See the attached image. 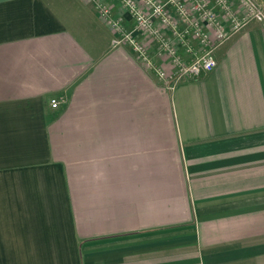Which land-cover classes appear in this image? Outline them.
Masks as SVG:
<instances>
[{
	"label": "crops",
	"instance_id": "0c3cea01",
	"mask_svg": "<svg viewBox=\"0 0 264 264\" xmlns=\"http://www.w3.org/2000/svg\"><path fill=\"white\" fill-rule=\"evenodd\" d=\"M113 36L91 0H0V264H264V28L172 91Z\"/></svg>",
	"mask_w": 264,
	"mask_h": 264
},
{
	"label": "built area",
	"instance_id": "2783aa9c",
	"mask_svg": "<svg viewBox=\"0 0 264 264\" xmlns=\"http://www.w3.org/2000/svg\"><path fill=\"white\" fill-rule=\"evenodd\" d=\"M91 1L113 32L114 44L130 45L139 61L170 91L184 79H195L211 71L216 65L214 49L247 23L255 21L264 28V10L255 0H236L244 9L242 14L234 11L230 0H118L133 20L131 28L112 15L108 2ZM215 8L222 11L229 25ZM139 33L154 41L156 55L168 61L169 69L156 61L139 39ZM190 39L198 47H193ZM178 45L190 51L192 58L184 59L177 51ZM49 104L57 108L61 100L51 98Z\"/></svg>",
	"mask_w": 264,
	"mask_h": 264
},
{
	"label": "rangeland",
	"instance_id": "374dc122",
	"mask_svg": "<svg viewBox=\"0 0 264 264\" xmlns=\"http://www.w3.org/2000/svg\"><path fill=\"white\" fill-rule=\"evenodd\" d=\"M113 44V41H112V39L110 40V45H112Z\"/></svg>",
	"mask_w": 264,
	"mask_h": 264
}]
</instances>
